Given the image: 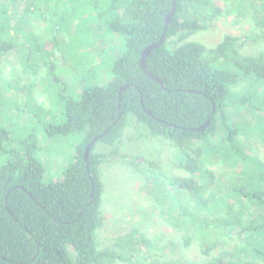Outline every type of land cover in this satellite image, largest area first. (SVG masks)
Here are the masks:
<instances>
[{"label":"trees","instance_id":"obj_1","mask_svg":"<svg viewBox=\"0 0 264 264\" xmlns=\"http://www.w3.org/2000/svg\"><path fill=\"white\" fill-rule=\"evenodd\" d=\"M36 1L0 0V63L18 46L24 49L20 20L35 10ZM253 6L264 17V0ZM191 7L212 9L213 4L176 0L163 44L146 58V71L163 89L143 72L139 60L142 50L162 35L172 0L114 1L108 24L113 33L125 37L126 51L113 62L111 80L83 90L77 100H66L63 123L46 127L49 139L69 134L80 138L61 179L43 182L35 138L16 151L10 145V132L0 127V153L10 154L0 167V264H120L142 249L138 243L147 245L143 237L134 243L118 237L116 248L100 250L96 242V232L104 223L98 166L106 157L92 151L97 143L118 142L128 115L149 136L168 141L177 151V166L186 176L175 177L171 187L188 197L195 210L179 203L171 215L163 209L159 214L166 215V222L175 220L183 247L196 240L205 256L194 263L178 259L148 264H264V160L250 153L253 138L264 141V131L258 132L264 128V48L255 55H240V39L231 35H224L213 47L187 41L208 28L203 15ZM219 12L213 10L210 19ZM124 85L128 87L119 101ZM228 108L238 122L229 118ZM209 117L203 131L188 130ZM107 128L85 161L86 146ZM212 153L216 156L210 159ZM215 159L226 168L218 176L204 166ZM91 181L95 190L89 204ZM224 192L238 196L219 205L216 200ZM210 207H215L213 217L204 214Z\"/></svg>","mask_w":264,"mask_h":264},{"label":"rangeland","instance_id":"obj_2","mask_svg":"<svg viewBox=\"0 0 264 264\" xmlns=\"http://www.w3.org/2000/svg\"><path fill=\"white\" fill-rule=\"evenodd\" d=\"M114 1H36L35 10L21 16L20 40L24 49L18 46L0 63V127L10 132V145L16 151L22 150L26 141H38L36 159L44 168L43 182L61 179L73 162L80 140L77 134L49 139L46 127L63 123L66 100H77L83 90L108 83L113 62L126 51L125 37L113 33L108 24ZM209 1L212 9L220 12L210 19L212 9L191 7L192 12L203 15L208 28L187 41L213 47L224 35H231L240 39V55H255L264 48V17L258 15L260 8L253 6L259 0ZM23 7L22 4L19 9ZM227 112L231 120L238 122L232 109ZM263 129L258 132L263 133ZM252 140L250 153L263 161L264 141L257 137ZM92 152L106 157L98 166L99 211L104 219L96 232L100 250L116 248L118 237L129 238L133 243L143 237L147 245L138 243L142 249L136 250L130 261L120 264L178 259L194 263L204 259L197 241L183 247V234L175 220L169 218L166 222V215L159 214L163 209L171 215L179 203V207L195 210L188 197L177 195L171 187L175 177L186 174L178 168V153L168 141L149 136L146 128L135 125L128 115L121 139L113 145L97 143ZM212 154L210 159L216 156ZM9 157L10 154L0 153V167ZM135 158L138 161L132 163ZM152 162V168L147 166ZM207 162L205 168L215 176L226 172L218 159ZM235 196L238 194L224 192L216 203H231ZM213 208L204 209V214L213 217Z\"/></svg>","mask_w":264,"mask_h":264},{"label":"water","instance_id":"obj_3","mask_svg":"<svg viewBox=\"0 0 264 264\" xmlns=\"http://www.w3.org/2000/svg\"><path fill=\"white\" fill-rule=\"evenodd\" d=\"M175 9H176V0H172V8L170 10V12L164 17V20H163V25H164V28H163V33L162 35L160 36L159 40L157 42H154V43H151L150 45L146 46L142 52H141V56H140V60H139V65L141 67V69L143 70V72L149 76L150 78L154 79L155 81H157L161 87L164 89V85L159 81L157 80L156 78L152 77L151 74H149L147 71H146V65H145V61H146V58L148 57V55L155 49L159 48L163 42H164V38H165V34H166V30L168 28V25L171 23V20H172V16L174 15L175 13ZM128 87V85H124L118 92V96H119V101L121 100V93ZM214 112V104H212V113L211 115L213 114ZM148 115H151L150 112H146ZM210 124V117L199 127L197 128H194V129H188L190 131H195V132H200V131H203L206 127H208ZM109 131V128H107L106 130H104L103 133L97 135L96 137L93 138V140L86 146L85 150H84V160L87 161V156L89 154V151L91 149V147L93 146V144L98 141L103 135H105L107 132ZM91 186H92V189H91V193H90V202L89 204L92 202L93 200V195H94V190H95V184L93 181H91Z\"/></svg>","mask_w":264,"mask_h":264}]
</instances>
